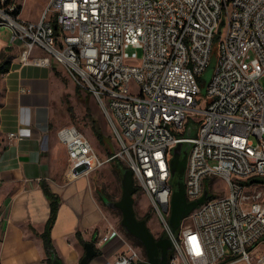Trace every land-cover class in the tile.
<instances>
[{"label":"built area","instance_id":"2783aa9c","mask_svg":"<svg viewBox=\"0 0 264 264\" xmlns=\"http://www.w3.org/2000/svg\"><path fill=\"white\" fill-rule=\"evenodd\" d=\"M18 5L0 0V25L10 28L21 63H59L95 97L119 143L102 157L76 126L61 127L68 176L121 159L171 241L167 264H264V252H254L264 242V182L253 180L264 178V0H50L38 21L22 19ZM213 55L203 108L198 96ZM7 137L21 139L18 132ZM179 143H191L188 201L210 192L211 176L227 193L211 194L174 231L171 159ZM141 260L128 243L114 264Z\"/></svg>","mask_w":264,"mask_h":264},{"label":"crops","instance_id":"0c3cea01","mask_svg":"<svg viewBox=\"0 0 264 264\" xmlns=\"http://www.w3.org/2000/svg\"><path fill=\"white\" fill-rule=\"evenodd\" d=\"M24 1L19 0L20 17L38 21L41 12L24 16ZM7 48H0L11 57L10 70L0 77V264H52L42 237L51 214L44 182L60 197L51 229L55 253L64 264H79L85 243L115 226L91 179H67V150L53 134L51 89L54 80L65 81L68 75L56 61L51 66L22 64L20 49ZM10 132L21 139L10 141ZM63 151L67 165L59 163ZM125 236V231L113 232L96 246L98 254L88 264H114L130 243Z\"/></svg>","mask_w":264,"mask_h":264},{"label":"rangeland","instance_id":"374dc122","mask_svg":"<svg viewBox=\"0 0 264 264\" xmlns=\"http://www.w3.org/2000/svg\"><path fill=\"white\" fill-rule=\"evenodd\" d=\"M49 1L50 0H25L23 5L24 16L41 14L48 5ZM224 27L225 22H222L220 29L217 30V36H220L221 33L224 32ZM10 35V28L5 25H0L1 49H6L11 45ZM139 53L141 55V51H139ZM216 63L217 57L216 55H213L210 66L203 74V79L205 81L201 84L202 94L198 96L199 106L203 108L207 105V86L213 76ZM68 77L65 81H62L60 79L59 82H56L54 80V82L52 83L53 87L51 89V119L53 120V134L56 135L57 130L63 126L74 125L88 136V138L90 139L92 144L96 146L99 154L102 157L111 156L109 152H113V154H115L120 148L119 143L117 142L112 127L104 116L97 100L89 92L77 86ZM261 82L264 85V78L261 80ZM99 133L104 138L103 142L99 137ZM60 152L59 163L67 165V155L65 151H63L62 153ZM120 164L126 166L121 159H113L101 168L90 173L87 177L91 179L92 184L95 188V193L99 200L103 202V205L107 210L108 217L110 218L111 222L114 224L115 228L118 231L124 233V229L121 226V210L109 206L103 200L105 196L110 201H116L119 200L123 194L122 175L119 170ZM67 179L70 180L74 178L68 177ZM208 181L210 183V192L211 194H213V196L225 195L227 193V186L221 178L217 176H211L209 177ZM134 182L135 185H137V181L134 180ZM134 207L136 214L145 219L146 216L148 217V226L156 237L162 235L166 237V233L161 222L151 208V202L148 195L140 188L134 194ZM185 218V222L190 221L189 216ZM126 238L133 246H135L140 251L141 257L143 258V260H145L146 256L143 253V249L136 245L130 238ZM254 252H256L257 254L264 252V242L258 244Z\"/></svg>","mask_w":264,"mask_h":264},{"label":"water","instance_id":"95a60500","mask_svg":"<svg viewBox=\"0 0 264 264\" xmlns=\"http://www.w3.org/2000/svg\"><path fill=\"white\" fill-rule=\"evenodd\" d=\"M192 126H189L186 134L192 136L194 131ZM191 143H179L173 148V157L171 159L172 184L174 187L172 196V211L170 216V224L174 231L178 230L184 217L207 198L211 197L208 189L205 190L202 197L194 201H188L185 191V171L187 167L189 148ZM123 194L119 200L110 201L105 196L103 200L109 206L118 208L122 212L121 226L125 233L138 239L145 247L147 258L139 261L137 264H167L168 253L172 250V244L168 237L164 235L160 238L150 230L145 218L139 219L136 215L134 207V194L136 185L134 182L133 173L130 169L121 170ZM178 177V181L173 182V177ZM254 181L264 182V178H254ZM95 239L85 243L86 253L79 264H88L89 261L98 254L95 246ZM52 264H64L56 253L52 254Z\"/></svg>","mask_w":264,"mask_h":264},{"label":"trees","instance_id":"16d2710c","mask_svg":"<svg viewBox=\"0 0 264 264\" xmlns=\"http://www.w3.org/2000/svg\"><path fill=\"white\" fill-rule=\"evenodd\" d=\"M22 6L19 4L18 5V12L21 11ZM8 49V48H6ZM11 67V57L8 55V53L6 51H1L0 50V77L5 74L6 72H8L10 70ZM99 137L101 139V141H104L103 136L99 133ZM109 154L113 155V152H109ZM128 169L127 166H124L123 164L119 165V170L121 172V170H125ZM176 181H178V177L177 175L173 177V182L175 183ZM136 192L138 191V189L140 188L139 186L136 185ZM43 188L45 191L46 196L48 197L49 201H50V205H51V214L50 217L47 221L46 224V228L45 231L42 233V237L44 239V245L48 254V257L51 259L52 261V254L55 253V247L54 244L52 242V238H51V229L52 226L57 218V213H58V208L60 205V197L54 193L50 187L44 182L43 183ZM210 198V197H209ZM146 220L148 221V217L146 216ZM166 233V232H165ZM167 237V233L165 234ZM127 236L139 247H141L143 249V253L144 255L147 257L146 254V250L145 247L143 246V244L136 238L130 236L127 234Z\"/></svg>","mask_w":264,"mask_h":264},{"label":"flooded vegetation","instance_id":"af4514ba","mask_svg":"<svg viewBox=\"0 0 264 264\" xmlns=\"http://www.w3.org/2000/svg\"><path fill=\"white\" fill-rule=\"evenodd\" d=\"M137 215V217L139 218V219H143V217H141V216H139L138 214H136ZM157 239L158 238H160V236L159 237H156ZM170 255H171V251H169V253H168V261H169V257H170ZM147 258V257H146ZM168 263V262H167Z\"/></svg>","mask_w":264,"mask_h":264}]
</instances>
